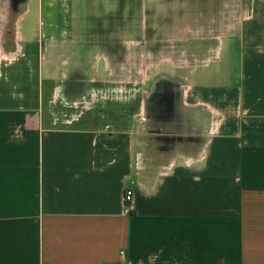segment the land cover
I'll use <instances>...</instances> for the list:
<instances>
[{"label": "crops", "instance_id": "0c3cea01", "mask_svg": "<svg viewBox=\"0 0 264 264\" xmlns=\"http://www.w3.org/2000/svg\"><path fill=\"white\" fill-rule=\"evenodd\" d=\"M31 1L0 0V264H264V0H222L214 57L132 98L106 87L107 54L106 71L65 57L44 0L47 45L17 30ZM113 1L86 15L122 28Z\"/></svg>", "mask_w": 264, "mask_h": 264}, {"label": "rangeland", "instance_id": "374dc122", "mask_svg": "<svg viewBox=\"0 0 264 264\" xmlns=\"http://www.w3.org/2000/svg\"><path fill=\"white\" fill-rule=\"evenodd\" d=\"M51 1L53 6H48ZM102 1L107 8L117 7L116 1ZM194 2V5H198V10L191 16L187 13L190 11L187 10L189 4L184 0H145L147 7L145 13L137 12L141 6V0H129L130 10L128 15L124 16L123 27L117 25L110 28L108 17L105 19L96 17L95 14H92L93 16L86 15V12L96 10V7H92V9L89 6L88 0H44L45 10L53 8L60 11V14L53 18L57 24L61 25L60 35L62 37H60V41L65 44V47L63 46L65 57L75 58L81 63L87 62L85 66L88 68L94 64L93 66L98 70L100 67L105 68L106 65V62L99 59V56L107 54L111 57V66L107 71L106 68L104 69L109 74L106 87L121 89L123 86L124 96L128 95L130 98L143 90L152 92L171 87L180 89V81L184 80L188 72L214 57L220 40L227 34V32L214 30L219 20L222 19V15L217 12L224 10L223 1L209 0V7L206 8L207 15L197 13L201 12V6L198 0H194ZM224 2L227 4L225 9L228 14L232 9L230 3L233 0H224ZM27 7L26 4H23L22 10ZM31 7L32 11L26 15L25 20L17 21L16 28L19 30L21 24L24 29L29 27L40 44L47 45L42 30L45 31L49 28L50 17H44L42 22V17L38 15L39 0H32ZM109 18L119 19L118 17ZM14 19V15L10 17L11 21L9 26L7 25L6 31L13 29ZM192 20L194 21L192 22ZM206 20L209 24L208 30L186 31L191 27V24H194V28L197 26L196 24L202 27V22ZM105 22L108 26L102 28V23ZM64 36L66 38L62 40ZM89 36L92 42H97L98 46L88 42ZM108 45L110 46L108 47ZM226 50L225 55H227ZM73 63L67 66L69 70H74ZM122 79L123 81H121ZM179 93H177L178 97ZM145 96L147 104L156 103L155 95L146 94ZM165 98L169 102L168 98ZM133 107L135 106L131 105V109ZM141 116L142 114L138 118Z\"/></svg>", "mask_w": 264, "mask_h": 264}, {"label": "built area", "instance_id": "2783aa9c", "mask_svg": "<svg viewBox=\"0 0 264 264\" xmlns=\"http://www.w3.org/2000/svg\"><path fill=\"white\" fill-rule=\"evenodd\" d=\"M146 120H147V116L143 114L141 116V121L145 122ZM124 200L127 203H129V202H131L133 200V191H132V189H127L125 191Z\"/></svg>", "mask_w": 264, "mask_h": 264}]
</instances>
